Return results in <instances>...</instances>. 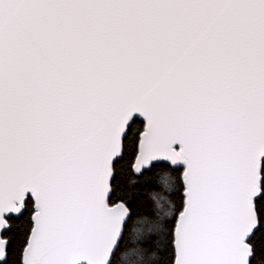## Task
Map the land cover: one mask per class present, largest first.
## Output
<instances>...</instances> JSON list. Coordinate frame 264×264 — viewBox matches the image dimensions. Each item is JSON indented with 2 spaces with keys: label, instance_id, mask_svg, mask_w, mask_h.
<instances>
[{
  "label": "snow or ice",
  "instance_id": "6c2138e0",
  "mask_svg": "<svg viewBox=\"0 0 264 264\" xmlns=\"http://www.w3.org/2000/svg\"><path fill=\"white\" fill-rule=\"evenodd\" d=\"M162 243L264 264V0H0V264H160Z\"/></svg>",
  "mask_w": 264,
  "mask_h": 264
},
{
  "label": "trees",
  "instance_id": "16d2710c",
  "mask_svg": "<svg viewBox=\"0 0 264 264\" xmlns=\"http://www.w3.org/2000/svg\"><path fill=\"white\" fill-rule=\"evenodd\" d=\"M137 127H139V125H137ZM126 166V164H125ZM155 171H159V170H155ZM182 171V169H181ZM155 172L151 175H154ZM180 172H173V175L177 178V189L170 193V197L171 199L177 204L180 205L182 204V196H181V191H182V186L179 185V176H180ZM151 175L149 176L148 179H142L140 184L137 185V195L134 196L130 201V210L131 212L135 215V214H148L150 212H152V201L149 198V193L151 191H153V181L151 179ZM161 195H165L164 193H161ZM115 199V197L113 198ZM161 205H163V207L167 206L166 202H164V200H161ZM167 208V207H165ZM160 214H162L161 209L159 210ZM171 222V226L174 227V220L173 218H171V220H169ZM24 226H25V220L21 219L18 221H14L13 222V231L12 233H10V236L13 238L14 240V247L19 245L20 240L23 237V230H24ZM140 227V225L138 226ZM142 227V226H141ZM142 229V228H141ZM165 231V235H167V229L164 230ZM165 237L162 236L161 240H164ZM154 260L159 261L160 264H170V261L172 259V252L170 250V248L165 247V244H159V246L155 249V254H154Z\"/></svg>",
  "mask_w": 264,
  "mask_h": 264
},
{
  "label": "rangeland",
  "instance_id": "374dc122",
  "mask_svg": "<svg viewBox=\"0 0 264 264\" xmlns=\"http://www.w3.org/2000/svg\"><path fill=\"white\" fill-rule=\"evenodd\" d=\"M165 202V201H164ZM162 207H161V216L163 215V212L166 210V208L165 207H167V206H165V207H163V205H161ZM168 220H171V218H168ZM142 226V227H141ZM146 227H147V225H140V228H142V229H146ZM161 227H162V222H161Z\"/></svg>",
  "mask_w": 264,
  "mask_h": 264
}]
</instances>
